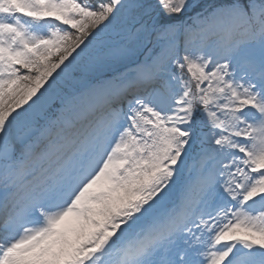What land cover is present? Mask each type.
Instances as JSON below:
<instances>
[{
  "label": "snow or ice",
  "instance_id": "obj_1",
  "mask_svg": "<svg viewBox=\"0 0 264 264\" xmlns=\"http://www.w3.org/2000/svg\"><path fill=\"white\" fill-rule=\"evenodd\" d=\"M0 264H264V0H0Z\"/></svg>",
  "mask_w": 264,
  "mask_h": 264
}]
</instances>
